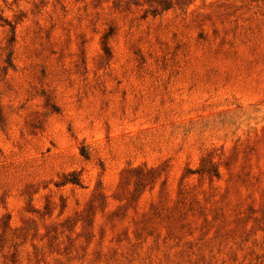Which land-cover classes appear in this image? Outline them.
<instances>
[{"label":"rangeland","instance_id":"1","mask_svg":"<svg viewBox=\"0 0 264 264\" xmlns=\"http://www.w3.org/2000/svg\"><path fill=\"white\" fill-rule=\"evenodd\" d=\"M0 264H264V0H0Z\"/></svg>","mask_w":264,"mask_h":264}]
</instances>
